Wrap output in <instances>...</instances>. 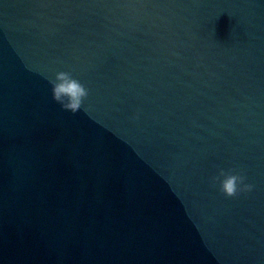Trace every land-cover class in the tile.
<instances>
[{"label": "water", "instance_id": "obj_1", "mask_svg": "<svg viewBox=\"0 0 264 264\" xmlns=\"http://www.w3.org/2000/svg\"><path fill=\"white\" fill-rule=\"evenodd\" d=\"M0 264H264V0H0Z\"/></svg>", "mask_w": 264, "mask_h": 264}, {"label": "clouds", "instance_id": "obj_2", "mask_svg": "<svg viewBox=\"0 0 264 264\" xmlns=\"http://www.w3.org/2000/svg\"><path fill=\"white\" fill-rule=\"evenodd\" d=\"M57 78L61 83H68L66 73H58ZM72 84L74 86L73 100L70 104L64 106L75 111L79 107L80 99L88 95V90L84 85H81L78 82L73 81ZM63 95L64 92L61 91L60 86L54 85L53 98L60 100ZM221 174L224 175V179L219 182V189L225 196H235L240 192L249 191L252 187L250 184L245 183V177L239 173H233L230 171L227 174ZM213 182L215 183V178H213Z\"/></svg>", "mask_w": 264, "mask_h": 264}]
</instances>
